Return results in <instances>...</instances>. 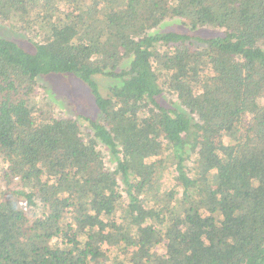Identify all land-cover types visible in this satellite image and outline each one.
<instances>
[{
    "label": "trees",
    "instance_id": "1",
    "mask_svg": "<svg viewBox=\"0 0 264 264\" xmlns=\"http://www.w3.org/2000/svg\"><path fill=\"white\" fill-rule=\"evenodd\" d=\"M0 23L36 46L0 37V264H264V0H0ZM48 74L91 89L94 138L30 104Z\"/></svg>",
    "mask_w": 264,
    "mask_h": 264
},
{
    "label": "rangeland",
    "instance_id": "2",
    "mask_svg": "<svg viewBox=\"0 0 264 264\" xmlns=\"http://www.w3.org/2000/svg\"><path fill=\"white\" fill-rule=\"evenodd\" d=\"M187 27L184 26L181 19H168L155 31L160 33L170 31L187 33L189 31ZM222 34L223 30L210 27L198 30V35L201 36H218ZM0 37L14 41L28 51H36V46L31 42L28 35L14 31L3 23H0ZM196 46L200 45L196 43ZM126 66H128V63L124 64V67ZM93 80L97 83L99 92L104 97L110 95L113 86H121L123 83L119 78L104 76H95ZM161 101L168 107L179 106L178 100L171 94H165ZM30 104L44 111L48 117L67 118L78 122L81 132L86 138L95 137L91 122H102V114L95 103L91 89L74 74H48L40 76L37 80L35 92L30 97ZM97 142L99 143L98 149L102 152L106 165L113 170L115 163L112 155L100 141ZM5 171L6 164L0 158V189H3L5 186V182L3 181ZM12 187H18L16 182H14ZM28 213L30 214V212ZM157 250L159 256L165 254L163 248ZM106 264H111V262L107 261Z\"/></svg>",
    "mask_w": 264,
    "mask_h": 264
},
{
    "label": "built area",
    "instance_id": "3",
    "mask_svg": "<svg viewBox=\"0 0 264 264\" xmlns=\"http://www.w3.org/2000/svg\"><path fill=\"white\" fill-rule=\"evenodd\" d=\"M20 207L26 213L29 211V208H28L27 203L25 201L20 202Z\"/></svg>",
    "mask_w": 264,
    "mask_h": 264
}]
</instances>
